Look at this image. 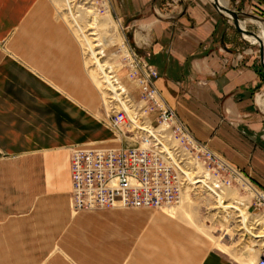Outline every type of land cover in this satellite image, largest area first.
I'll use <instances>...</instances> for the list:
<instances>
[{
	"label": "crops",
	"instance_id": "1",
	"mask_svg": "<svg viewBox=\"0 0 264 264\" xmlns=\"http://www.w3.org/2000/svg\"><path fill=\"white\" fill-rule=\"evenodd\" d=\"M111 5L192 136L264 193V71L231 20L211 0ZM98 91L52 0H0V264H238L172 208L72 213L70 147L120 145Z\"/></svg>",
	"mask_w": 264,
	"mask_h": 264
},
{
	"label": "built area",
	"instance_id": "2",
	"mask_svg": "<svg viewBox=\"0 0 264 264\" xmlns=\"http://www.w3.org/2000/svg\"><path fill=\"white\" fill-rule=\"evenodd\" d=\"M122 53L123 68L141 93L138 103L133 102L128 91L123 97L136 112L138 122L152 131L146 135L135 133L134 120L124 105L109 110L108 126L133 133V138L126 134L125 138L137 145L118 149H71L72 212L171 207L179 204L186 192L192 193L200 187L206 171L217 182L214 185L217 189L232 187L233 182L239 184V179L249 184L242 172L197 141L166 104L155 84L158 78L155 67L129 44ZM119 81L122 82L120 78ZM144 139L148 141L147 146H142ZM256 193L258 206L264 213V193L260 190ZM255 264H264V254Z\"/></svg>",
	"mask_w": 264,
	"mask_h": 264
},
{
	"label": "rangeland",
	"instance_id": "3",
	"mask_svg": "<svg viewBox=\"0 0 264 264\" xmlns=\"http://www.w3.org/2000/svg\"><path fill=\"white\" fill-rule=\"evenodd\" d=\"M54 6L56 8L57 16L61 20L67 23L72 32L77 37L78 41L83 50L85 67L88 71L91 79L96 85L97 89L100 92V98L104 97V93H102L101 87L99 88L96 80L92 76V71L97 70V65L95 63V57L99 59V62L106 63L108 69L107 72H110L112 76L116 77L120 83L121 87H125V82H130L133 84L134 88H128L127 91L130 92L133 102L138 103L140 100V88L139 86L132 80L128 78V71L126 73L125 78H122V74L124 73L126 68H123V56L122 50L124 52L125 46L131 43V33H127L124 29V25L119 21V19L113 15L112 13V5L111 0H52ZM103 7V8H102ZM228 7L231 8V3L228 0ZM232 9V8H231ZM257 7L248 8L245 10L246 13L257 16L259 18H263L264 16L258 14L256 12ZM89 12V13H88ZM261 12V11H260ZM263 13V11H262ZM264 14V13H263ZM95 18V22L93 21ZM246 19L243 20L249 22ZM264 26V23H262ZM246 29L248 31L255 32L259 35L260 27L258 25L247 23ZM83 36L86 38L84 39ZM236 38L238 43L240 44V52H243L248 57H255L258 61H260V51L259 45L253 44L247 39L244 38L243 35L237 33ZM86 43H85V41ZM85 43V44H84ZM87 44V46H85ZM95 46V47H94ZM90 50H89V49ZM92 49V50H91ZM95 51V52H94ZM264 71V70H263ZM126 72V71H125ZM117 75L119 77H117ZM119 78L122 80L119 81ZM102 93V94H101ZM264 97V92L262 94ZM264 99V98H263ZM101 101V102H102ZM264 103V102H263ZM112 106L117 107L115 102ZM112 107L109 106L108 110L102 106L101 115L102 122L106 125L115 135V142H119L120 145L118 148L137 145L135 142H132L129 138H125L126 136H132L133 133H129L127 130L124 132H120L119 130L111 129L108 126V120L106 118V113ZM141 125V124H140ZM135 132H137L135 130ZM139 132V131H138ZM124 133V134H123ZM143 145V144H142ZM75 147H84L80 145L71 146L69 152L71 154V149ZM116 147L109 149H118ZM108 149V148H103ZM251 187V192L241 185L233 182L232 189L227 191L226 196H228L229 192L231 195L228 197L229 200H239L245 204V212L248 217V226H250L253 222L258 220L264 225V213L263 208L258 206V200L256 190L259 191L252 184H248ZM197 193V192H196ZM214 197L208 196L206 193L201 192L198 195L192 194L191 197H188V200L185 201L182 205L177 204L171 207V210L176 211L177 217L180 218L181 214H184V210L186 209L191 215L194 217V224L184 220L182 217L180 218L187 224L194 227L199 232L205 234L207 239L214 245L215 249L223 254L224 256L232 259L234 261L235 257H238L248 263L255 264L260 256L264 254V247L260 245L259 240L257 239H249L248 237L243 238L242 232L240 228V224L237 223L239 219L234 218H218V210H213L214 208ZM227 202V200H226ZM167 209V208H165ZM113 210H134V209H122L116 208ZM140 210V209H136ZM143 210H151L153 213H164V209L162 210H153L152 209H143ZM109 210H101L96 212H104ZM183 211V212H182ZM73 213V212H72ZM73 213V214H79ZM229 219V220H228ZM253 220V221H252ZM250 221V223H249ZM227 229V231H226ZM258 232V231H254ZM247 238V239H246ZM223 245V246H222ZM221 249L227 251L223 252ZM227 249V250H226Z\"/></svg>",
	"mask_w": 264,
	"mask_h": 264
},
{
	"label": "bare ground",
	"instance_id": "4",
	"mask_svg": "<svg viewBox=\"0 0 264 264\" xmlns=\"http://www.w3.org/2000/svg\"><path fill=\"white\" fill-rule=\"evenodd\" d=\"M220 2L224 5H228V0H220ZM93 21L94 22L96 21L95 18H93ZM248 21L249 22L244 21L241 23L242 28L246 29L247 23H252V24L258 25L261 29L259 32V35L262 38V40L264 41V26H263V24L257 20H254V19H250ZM243 36L245 39H247L251 43L258 44V42L254 38L246 36V35H243ZM83 38L86 39L84 36H83ZM85 43H86V41H85ZM85 46H87V44ZM94 60H95V63L97 65V67H96L97 70L92 71V76L96 80L99 88L101 87L102 93H104L103 94L104 95V97H103L104 107L108 110L109 106L113 107L112 104L114 103V101H115V104L117 107L124 105L130 112V115H129L130 119L132 121L134 120V122H133L134 124H132L133 131L135 132V130H136L137 132H135V133H139V134H143V135H146L145 133H148L149 131L151 132L152 130L150 128L145 127L143 125H140V123L138 122V117L136 116V112H134L131 109L130 105L124 99L123 93L127 91V89H128L127 86H126V88L124 86L121 87L120 83L117 80H115L116 77L112 76V74L110 72H107L108 67H107L106 63L99 62V59L97 57H95ZM106 115H107L106 118L108 120L109 111H108V113H106ZM130 129H131V127H130ZM131 138H133V137H131ZM134 138L136 139V137H134ZM144 138L146 139V137H144ZM145 139L142 143L143 144L142 146L148 145V141ZM200 182H201L200 187L197 190H195L192 193L188 191L183 195L182 200L179 203L180 206L184 205L183 203L185 201H187L188 197H191L192 194L198 195V193L204 192L208 196L214 197L215 200H214L213 210L219 211L218 218L219 217L220 218H223V217L229 218L230 217V218H234V219H239L237 221V223L240 224V228H241V230H243L241 236L243 238L248 237L249 239H252V240L257 239V238H261V240H259L258 243H260V245L262 247H264V225L261 222H259L258 220L253 222L250 226L247 225L248 224V221H247L248 217H247V213L245 212V204L239 200H235V199L229 200L228 197L231 195L230 192H229L228 196H226L227 191L231 190L232 187H221L220 186V189H217V187L214 186L217 184V182L211 178V176L209 175V173L207 171L205 172V175L202 176ZM238 182L243 188H245L246 190L248 189L251 192V189H250L251 187L248 186L247 182H245L243 179H239ZM226 200H227V202H226ZM70 205H71V197H70ZM171 207H173V206H171ZM171 207H166V208L171 209ZM116 208L135 209V208L115 207V208L108 209V210H113ZM143 209H146V208H143ZM163 209H165V208H163ZM152 210H155V209H152ZM160 210H162V209H160ZM96 211L97 210L81 211V212H96ZM98 211H101V210H98ZM172 214L174 216H178L176 214V211H174V210H173ZM181 217L184 220H186L187 223L190 222V223L194 224V222H195L194 221L195 219L191 215V212L189 213L186 209L184 210V214L180 215V218ZM226 231H227V229H226ZM254 231H258V232H254ZM221 251L227 253V251H225L223 249H221ZM234 259L236 260V262L238 264H250V263H248V262H246L240 258H237V257H235Z\"/></svg>",
	"mask_w": 264,
	"mask_h": 264
},
{
	"label": "water",
	"instance_id": "5",
	"mask_svg": "<svg viewBox=\"0 0 264 264\" xmlns=\"http://www.w3.org/2000/svg\"><path fill=\"white\" fill-rule=\"evenodd\" d=\"M213 7L224 17H227L233 23L236 31L241 35H246L249 37L254 38L259 45L260 51V65L264 70V41L260 37V35L256 34L255 32L248 31L247 29L242 28L241 23L243 20L246 19H254L259 21L260 23H264L263 18H259L257 16L250 15L246 12L236 11L234 9L229 8L228 6L222 4L220 0H211Z\"/></svg>",
	"mask_w": 264,
	"mask_h": 264
},
{
	"label": "trees",
	"instance_id": "6",
	"mask_svg": "<svg viewBox=\"0 0 264 264\" xmlns=\"http://www.w3.org/2000/svg\"><path fill=\"white\" fill-rule=\"evenodd\" d=\"M260 11H261V12H260ZM256 12H257L258 14H261V15L264 16V14H263L264 12L262 13V10H261V9L257 8Z\"/></svg>",
	"mask_w": 264,
	"mask_h": 264
}]
</instances>
